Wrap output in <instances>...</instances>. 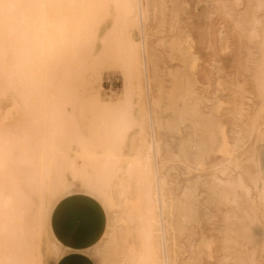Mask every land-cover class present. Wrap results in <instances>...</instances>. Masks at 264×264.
Listing matches in <instances>:
<instances>
[{
  "label": "bare ground",
  "instance_id": "obj_1",
  "mask_svg": "<svg viewBox=\"0 0 264 264\" xmlns=\"http://www.w3.org/2000/svg\"><path fill=\"white\" fill-rule=\"evenodd\" d=\"M241 2L215 0L227 16L233 12L232 5ZM254 3L257 12L264 10V0H246L239 22L247 26L249 43L254 39L259 43V58L247 51L244 61L259 103L249 110L245 100L250 103L251 95L240 86L231 137L217 124L218 141L204 139L192 154L198 171L206 168L204 160L210 153H217L219 160L209 166L211 183L236 186L246 190L247 196L252 188L243 178V165H255L257 152L254 149L246 156L244 148L250 142L254 146L264 142V15L254 12ZM154 9L152 0H0V264H47L41 250L44 242L38 238L44 223L52 261L68 253L54 232L52 215L60 203L58 196L72 197L76 188L85 189L87 198L107 211L106 231L90 251L101 241L125 250L121 264H179V239L188 217L168 175L179 156L166 151L160 138L163 91L149 40ZM172 50L179 54L183 69L189 64L194 67L179 41ZM112 69L121 73L123 87L110 95L104 92L102 73ZM170 77V99L182 101V106L205 120L197 109L202 98L191 79L180 72ZM82 113L85 116L79 118ZM19 127L21 136L15 133ZM86 128L96 137L85 138ZM131 130L133 145L129 147L126 136ZM94 157L103 162L97 174L87 168ZM21 164L31 165L33 172L22 171ZM184 164L187 172L192 169ZM221 186L213 188L221 191ZM252 186L258 189L257 177ZM118 187L124 190L122 197L113 191ZM129 195L138 197L139 207L134 210L126 207ZM244 201L246 207L256 209L253 200ZM92 203L83 200L82 208L88 210ZM228 258L223 256L220 264Z\"/></svg>",
  "mask_w": 264,
  "mask_h": 264
},
{
  "label": "rangeland",
  "instance_id": "obj_2",
  "mask_svg": "<svg viewBox=\"0 0 264 264\" xmlns=\"http://www.w3.org/2000/svg\"><path fill=\"white\" fill-rule=\"evenodd\" d=\"M242 1L232 5L231 11L233 12L229 13V17L215 4V0H152L155 13L150 22L149 40L157 65V78L163 91L159 110L162 124L160 138L166 151L172 155L177 154L179 156V160L178 158H175L176 160L172 158L174 161L171 163L168 175L172 181L174 193L178 197L179 206L188 217L183 222L184 232L179 239V242H181V248L177 256L179 264H220L223 256L230 258L224 264H264V201L261 199L264 194V142L257 143L255 146L254 143L250 142L244 148V151H246L245 155L250 154L254 149L257 152L255 163L257 167L251 164L252 162H245L243 165L246 173L243 178L247 186L252 188L251 194L248 196L246 190H239L236 186L230 187L226 183H220L219 181L211 183L210 175L212 170L209 166L219 160L217 153H210L209 157L204 160V164H207L206 168L198 171L194 170L196 163L192 159V154L202 140H208L207 143H211V140L218 141L220 133L217 124H220L227 136L231 137L232 125L235 121L233 119V109L240 101V86L247 90L248 97L251 95L249 97L251 99L250 103L245 100L249 110L254 108L253 105L257 107L259 103L258 99L254 97L252 90L251 73L245 70L244 63L247 51L253 52L255 59L259 58V43L255 39L249 43L250 39H248L246 31L247 26L239 22L245 11L246 0ZM255 5L254 3V12L257 15H264V10H260V12L262 11L261 13L257 12ZM210 12L211 14H209ZM237 16H239L238 19H236ZM175 22L177 23L175 24ZM234 23H239L238 25L240 26ZM220 32L221 36L217 34ZM176 41L181 43V47L186 51L187 57L191 61L194 60L192 63L194 65L193 68H190L189 64L188 66L185 65L183 69L179 54L172 50ZM239 59L240 63L238 62ZM205 63L207 66L204 65ZM237 64L239 65L236 66ZM234 69L237 70L236 73ZM242 71H246V73L244 74ZM179 72L184 73L191 79L193 89L202 98V102L197 106V109L205 120L193 114L189 106H182V101L174 98L170 99L171 89H173V77L171 78L170 76ZM167 75H169V78ZM235 76L237 77L235 78ZM102 86L106 94L119 93L123 87L121 73L116 69L104 70L102 73ZM236 87L238 88L237 90ZM81 91L82 89L79 88V94ZM172 107L173 111H171ZM179 113H183L180 117L181 119L178 116ZM5 116L6 114L2 116V124L6 123ZM83 116L85 114L82 113L79 118ZM22 126L24 125L22 124ZM20 129L21 127L15 130L18 136L23 135L22 129ZM84 130L82 134L85 138H93L95 133H90L87 128ZM126 137L128 146L132 147L133 131L131 130ZM171 140H173V143ZM127 151L129 154H133L130 148ZM73 155L75 154L73 153ZM67 161L65 159V162ZM184 163L189 164L192 169L187 172ZM102 165L103 162L94 157L89 158L87 168L97 174L101 171ZM20 168L28 173L33 172V167L29 164H21ZM226 172L229 174V171ZM196 175H198L199 179H196ZM219 176L224 180L227 179V175L219 174ZM231 176L233 177L234 174H231ZM254 177L258 178L257 190H253L252 186ZM194 185L196 189L192 187ZM216 185L217 187L222 185L221 191L213 188ZM107 190L108 188H106ZM113 191H115L116 197L123 196L124 190L122 188L118 187ZM132 193L134 194V192ZM126 197L130 200L127 199L129 202L126 204L135 205H126V207H129L127 209L134 210L138 205V197L135 198L134 195ZM245 198L253 200L252 202L256 206L255 210L246 207ZM57 199H60L59 204L67 202L80 206L83 200L91 201L93 202L92 204L98 206L101 210H99L100 221L105 216L107 221V211L96 200L87 198L86 190L83 188H76L72 197L62 194ZM133 199L134 202H131ZM253 203L252 205H254ZM90 209L91 207L86 212ZM243 212H245V216ZM111 217L117 219L116 215L112 213ZM27 225H29L28 221ZM114 225L116 227L118 224L115 223ZM47 226L44 223L39 228L38 238L44 242L41 249L44 259L48 261L47 264H53L49 246L48 244L46 245ZM243 235L246 236L244 237ZM238 236H240L242 241ZM230 238H232L231 241ZM224 239H229V243L224 242ZM235 240L241 245L236 244ZM224 246L228 248L227 252H225L226 248ZM122 256H125L123 248L115 250L113 246H108L107 243L101 241L96 250L91 252V257L95 264H121Z\"/></svg>",
  "mask_w": 264,
  "mask_h": 264
},
{
  "label": "crops",
  "instance_id": "obj_3",
  "mask_svg": "<svg viewBox=\"0 0 264 264\" xmlns=\"http://www.w3.org/2000/svg\"><path fill=\"white\" fill-rule=\"evenodd\" d=\"M57 207L52 215V225L69 252L53 264H95L90 249L106 231V216L100 221V208L94 204L87 212L82 204L66 202Z\"/></svg>",
  "mask_w": 264,
  "mask_h": 264
}]
</instances>
